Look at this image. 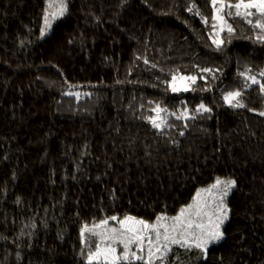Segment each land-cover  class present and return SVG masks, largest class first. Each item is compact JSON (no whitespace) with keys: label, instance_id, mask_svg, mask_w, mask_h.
Instances as JSON below:
<instances>
[{"label":"trees","instance_id":"1","mask_svg":"<svg viewBox=\"0 0 264 264\" xmlns=\"http://www.w3.org/2000/svg\"><path fill=\"white\" fill-rule=\"evenodd\" d=\"M64 2L43 36L49 1L0 0V264H113L89 261L85 225L176 215L218 177L236 180L223 239L168 264H264V80L241 108L223 81H162L204 64L239 88L264 68V13L215 45L212 0Z\"/></svg>","mask_w":264,"mask_h":264},{"label":"rangeland","instance_id":"2","mask_svg":"<svg viewBox=\"0 0 264 264\" xmlns=\"http://www.w3.org/2000/svg\"><path fill=\"white\" fill-rule=\"evenodd\" d=\"M49 1V5L52 6V10L48 11V21L50 23V27H46L43 31V36L46 31L52 27L55 19L61 17V10H63V14L66 12V4L64 0H47ZM221 2L224 4V7L221 8ZM247 4L249 1H243ZM240 3V2H239ZM229 5H233V7H229ZM235 4L228 3L225 1L217 0L216 4L213 5L214 12L213 17L216 22L215 29L213 31L212 42L215 45H220L222 43V35L228 30V17L237 15V12L246 13L251 10H255L261 13L259 8H244L241 7L239 9L234 7ZM222 18V19H221ZM197 71L192 72L191 75H174L167 76L162 78V81L166 86H168L171 90L173 86L183 88L188 87L190 90L194 87V85L199 82L205 81L214 83L218 82L217 85L221 81L223 84L218 86L217 90L220 91L222 97H224L228 92L239 91L241 95L238 97L239 101L243 103V93L245 90L250 89L252 86L262 83L264 80V68L263 69H254V70H246L242 72L238 78V82L240 87L234 89L235 87L227 85V81L223 79L222 71L218 72L216 68H212L211 65H204ZM204 69H210V71H204ZM150 74H160L156 70H152ZM173 77L176 79L173 80ZM187 77H196L195 83H192L188 79H184ZM249 77H254L257 83H253ZM178 92H187V91H178ZM224 99V98H223ZM225 101V100H224ZM227 104L228 102L225 101ZM229 105V104H228ZM231 106V105H230ZM233 107V106H232ZM236 108V107H235ZM241 108V107H240ZM163 111V110H162ZM162 111H157L156 116L152 119L156 121L157 124H160L162 121ZM264 113V111H263ZM217 180L221 181L220 184H217ZM228 181H235V184L231 187L230 190L227 191L225 195V183ZM215 185V187H213ZM236 187V180L234 178L228 177H218L214 182L208 184L200 188L197 193L194 195L193 199L189 204L184 206L182 209H185V213L181 216V221L184 222V227L180 228L178 231L173 232L171 230V226L174 221L173 218L180 216L181 211L173 216L170 215H161L159 218H162L158 221V219L154 222H149L142 220L140 218L134 216H125V217H116L115 220L106 218L102 221H107V223H102V221L98 223H93L90 225H85L83 227V234L85 239L92 240V243H89V240L86 245V249L89 252V257L91 254L96 253L97 248L101 250V258L97 259L93 257V259H89L90 262L102 261V262H113L112 253L107 252L109 248H114L115 256H122L124 249V242L132 241L128 244V260H117L118 261H132L136 263L138 261H144L149 264H168V262L172 259L173 253L181 251H200L203 252L205 257L206 250L214 244L220 242L224 237V227L227 224L230 214L231 207L229 204V197L232 194L234 188ZM199 193V195H197ZM191 206V207H190ZM181 209V210H182ZM197 210H199V215H197ZM226 212L227 218L224 219V214ZM127 217H131L132 219L126 220ZM124 221L123 224L120 222ZM139 221H143L144 224H147L149 227L144 228L143 224L138 223ZM191 222V227H187V222ZM222 221V222H221ZM152 225H157V228H152ZM168 227V240L164 239L165 231L164 227ZM199 225L200 227H197ZM217 225H219L217 229ZM116 229L115 232L112 230ZM129 229H134V231H129ZM157 229L160 231V238L157 240L156 231ZM219 231L222 233V236L219 240H211L209 241V237L211 234ZM139 235L142 240H135V237ZM175 239H180L182 241H186L190 245H194L196 243H203L204 241H209L204 248H198L195 246L185 247L180 244H173L170 241ZM151 241V243H149ZM92 244H95L94 249ZM151 247L152 256L149 257V248ZM159 249V251H157ZM133 253L136 256H143V260H136L133 257ZM106 256V259H105Z\"/></svg>","mask_w":264,"mask_h":264},{"label":"snow or ice","instance_id":"3","mask_svg":"<svg viewBox=\"0 0 264 264\" xmlns=\"http://www.w3.org/2000/svg\"><path fill=\"white\" fill-rule=\"evenodd\" d=\"M217 2V0H212V3L213 5H215ZM224 7V4L221 2V8ZM229 7H233V5H229ZM235 8L239 9L241 7H244L246 9L248 8H259L262 12H264V0H249V2L247 4H245L243 2V0H240V3H237L234 5ZM189 11H191V9H189ZM61 15H63V10H61ZM240 13L237 12V15H239ZM245 15H251L250 12H246ZM222 19V18H221ZM251 22V21H249ZM45 26L46 27H50V23L48 21V18L45 17ZM261 27H264V24L260 25ZM229 31H231V27L229 26L228 28ZM43 34V33H42ZM204 71H210V69H204ZM262 75H264V73H262ZM176 78L173 77V80H175ZM184 79H188L190 80L192 83H195V80H196V77H187V78H184ZM249 79L252 80L253 83H257L256 79L254 77H249ZM261 87H264V85H261ZM188 87H183V88H179V87H176V86H173L172 87V91L173 92H178V91H188ZM241 95V93L239 91H234V92H228L223 98L225 101L228 102L229 105L233 106V107H236V108H240V107H244V105L239 101L238 97ZM205 111V112H210L211 109L210 108H207L205 105L201 104L198 106L197 108V111ZM155 111H162L160 108H159V105H157V109H155ZM261 115H264V113H261ZM153 125L155 127H160V124H157L155 120L152 121ZM221 181L217 180V184H220ZM235 184V181H228L225 183V195L227 194V191L231 189V187ZM213 187H215V185H213ZM199 195V193L197 194ZM191 207V206H190ZM185 209H182L181 210V214L180 216H177L175 218H173V225L171 226V230L173 232L175 231H178L180 228L184 227V222L181 221V216L184 215L185 213ZM197 215H199V210H197ZM224 219L227 218L226 216V212L224 214ZM113 220L116 219V217H112ZM132 219L131 217H127L126 220H130ZM162 219V218H158V221ZM222 222V221H221ZM102 223H107V221H102ZM121 224L124 223V221H121L120 222ZM138 223L140 224H143L144 225V228H148L149 226L147 224H144L143 221H139ZM191 222H187V227H191ZM152 228H157V225H152L151 226ZM161 227H164V231H165V235H164V239L165 240H168L169 237H168V227L167 226H163L161 225ZM197 227H200L199 225H197ZM219 225H217V229H218ZM113 232L116 231V229H113L112 230ZM129 231H134V229H129ZM222 236V233H220L219 231H216L215 233L211 234L210 237H209V241L211 240H219ZM156 237H157V240H159L160 238V231L157 229L156 231ZM135 240H142V238L137 235L135 237ZM209 241H204L203 243H196L194 245H190L188 244L186 241H182L180 239H175L173 238L170 242L173 243V244H180L182 246H185V247H192V246H195V247H198V248H204V246L209 242ZM132 242V241H127V242H124V249H123V255L122 256H115V249L114 248H109L107 250V252H110L112 253V259H113V264H115V262L117 260H128L129 259V255H128V244ZM149 243H151V241H149ZM157 251H159V249H157ZM152 256V251H151V247L149 248V257ZM93 257L97 258V259H100L101 258V250L99 248H97V251L96 253L94 254H91L89 259H93ZM133 257L136 259V260H143L144 257L143 256H136L135 253H133ZM105 259H106V256H105ZM149 264H150V261H149Z\"/></svg>","mask_w":264,"mask_h":264}]
</instances>
